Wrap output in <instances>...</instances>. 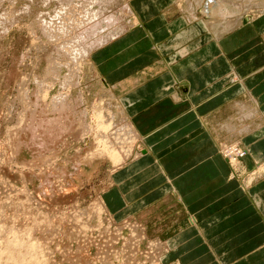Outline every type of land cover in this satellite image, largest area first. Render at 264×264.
<instances>
[{
	"label": "crops",
	"instance_id": "0c3cea01",
	"mask_svg": "<svg viewBox=\"0 0 264 264\" xmlns=\"http://www.w3.org/2000/svg\"><path fill=\"white\" fill-rule=\"evenodd\" d=\"M132 1L135 25L89 58L140 142L105 209L157 228L169 264H264V173L243 188L221 154L238 144L246 171L264 165V13L216 36L213 5L195 21L187 0Z\"/></svg>",
	"mask_w": 264,
	"mask_h": 264
},
{
	"label": "rangeland",
	"instance_id": "374dc122",
	"mask_svg": "<svg viewBox=\"0 0 264 264\" xmlns=\"http://www.w3.org/2000/svg\"><path fill=\"white\" fill-rule=\"evenodd\" d=\"M56 1L13 0L11 2L2 0L0 2V264H22L23 259H28L27 264H79L78 262L71 263L70 259L76 257L78 251L85 253L86 258L89 257L86 263L81 262V264H103L101 260H98L100 255L98 251H102L103 258L107 256L104 263L124 264L122 240L113 243L115 246L112 250L115 252L112 254L110 247L107 245L104 247L107 242L105 244L103 242L109 238L106 231L108 227L113 231L116 230L115 233L119 230L124 237L130 236L131 227L129 225L131 223L144 229L147 237L139 247L140 254L137 252L133 254V263L149 264L148 258L143 252H146L149 242L160 241L167 246L168 250L159 256L158 262L159 264H169L167 261L169 245L166 240L160 237L161 233L156 232L157 228L147 227L140 220H113L107 210L101 207L102 194L110 183L113 171L119 166L112 162L111 153L117 152L116 148L122 149L117 142V133L119 135L121 133L116 129H109L106 137L109 140L101 137L103 134L99 129L100 120L96 118L95 113H99L103 109L104 102L111 96V93L97 78L91 69L90 62L86 60L77 66L64 54L62 56V51H60L61 54L57 52L59 45L56 40L52 41L53 39L50 37L53 35L52 32L60 33L61 30L62 34L68 26V30H70L68 35L72 34L75 27L78 30L77 25L81 21V16L74 17L78 23L72 24L75 27L71 28L68 23H63L66 22L65 16L60 18L56 16V13L54 14L60 6ZM123 1L126 0L113 1L112 5H108L110 9L107 12L120 14ZM198 1L189 0V2H193V8L198 5L196 3ZM208 2L207 4H211L212 0ZM70 4L74 8L68 10L72 9L71 11L74 12L73 10L77 8L75 11H79L77 4H74L73 1ZM26 6H30L27 8L30 10H25ZM8 11L12 13L9 16L5 14ZM253 13L255 12L252 10L250 19L254 17ZM6 16L8 17L6 18ZM54 17L56 20L53 19ZM71 19L73 20V18ZM57 20L59 23L67 25L66 27L62 25L64 31L59 27L56 30L55 26H61ZM74 20L72 22L76 23L77 21ZM124 20L128 24L129 20L132 21L127 17ZM45 26L49 29L45 30ZM78 28L80 27L78 26ZM45 32H48L47 35ZM49 32L51 33L49 34ZM75 33H79V31ZM48 35L49 37H47ZM50 39L52 40L49 41ZM65 39L70 40L71 37ZM65 59L68 60V63ZM58 60L60 68L51 69L53 63ZM54 66L57 67L55 63ZM73 69H75L74 73ZM63 78H68V80L72 78L73 83L70 81L65 92L68 93V100L71 101L68 107L76 106V108H72L73 110L70 109V112L74 111L72 119L76 126L72 125L74 127L69 133L71 136L67 134L65 142L59 144V147L57 146L53 150L47 148L40 152V148L37 149L39 145L30 142L31 137L26 126L32 120L34 113L35 115L39 114L38 117L43 114L46 117H53V101L62 90L60 86ZM34 96L37 97V100ZM76 98H78V102ZM112 102H115L113 98ZM116 104L118 105V103ZM81 111L83 112L81 113ZM68 137L69 139H67ZM105 140L108 142L104 143ZM31 144L37 147H32ZM234 145L245 151V156L239 158L234 164L227 161L230 167L229 178L240 180L243 188L247 189L256 178L259 180L263 177L261 175L264 171L261 174L258 173L261 168L264 170V165L261 164L252 171H246L242 166V161L247 155V150L238 144L226 145L225 148ZM128 147L132 152L125 157L127 159L123 163L133 159L135 154L138 155L139 140L125 141L124 150ZM221 154L224 157L223 151ZM251 177L253 178L252 182L247 183ZM39 241L42 243L38 244ZM109 243L108 241V245ZM115 247L118 249L115 250ZM106 248L109 251L108 249L105 251ZM108 252L109 256L105 255ZM39 256L42 258H38Z\"/></svg>",
	"mask_w": 264,
	"mask_h": 264
},
{
	"label": "bare ground",
	"instance_id": "6f19581e",
	"mask_svg": "<svg viewBox=\"0 0 264 264\" xmlns=\"http://www.w3.org/2000/svg\"><path fill=\"white\" fill-rule=\"evenodd\" d=\"M2 0H0L1 2ZM9 1H13V0H9ZM50 1V0H47ZM73 1L74 4H77V7H79V11H75L76 9H74L72 12L71 10L74 8L70 2ZM80 1V2H77ZM115 0H57L56 2L59 3L60 6H58L59 8L56 10L57 12H54V14L56 13L57 17L62 18L63 16H65V20L66 22H63L65 24L68 23V25L71 28H74L75 26H72V24L76 25L78 23L77 19L74 20V17H76V15L81 16V21H79V25H77V29L75 28L72 30V34L68 35L70 32V30H68V26L67 25H63L61 22L59 23V21L57 20V22L59 23V25L61 24V26H55L56 30L57 27H59V29H62V25L63 26H67L65 32L64 29H62L63 33L61 34V30L60 33H56V32H52V28L50 29L51 32L53 33L52 36H50L52 39H50L49 41H53L55 42V40L57 41V45H59V49H58V53H60V51H62V56L63 54L70 59L71 62L75 63L76 65L80 64V63H84L83 61L88 60L90 58L91 53L94 50H98L99 47L107 44L108 42L110 43V41L114 40L115 38L119 37L120 35L122 36V34H124L127 30H129L131 27H133L135 25V23L137 22L136 19L134 17V13L132 12L133 10L131 9L130 6V1L131 0H126L123 1L124 3L123 5V12L121 10V13H108L107 11L110 9L108 5H112ZM135 2V0H133ZM132 1V3H133ZM186 1V0H185ZM194 1V0H193ZM209 0H199L198 5L192 9V15L194 20H199L198 18H200L198 16V11L206 4L209 3ZM33 2V1H32ZM186 2H189V0H187ZM49 3V2H48ZM193 3V2H191ZM195 3V2H194ZM50 4V3H49ZM73 4V5H74ZM188 5H190V3H187ZM9 5V4H8ZM179 5V4H178ZM187 5V7H188ZM192 5V4H191ZM208 5H213V11H210L208 8H205L206 11H202V19L204 20V18H207V20L202 21V26L206 29H209L211 31H213L215 33L216 36L222 35V34H226V33H231L233 31H235L236 29H238V27H240L241 25H243L244 22L251 21V17H250V13L253 10L255 13V15H261L262 13H264V0H212L211 4ZM30 7V6H26L25 10ZM185 7V6H184ZM191 7V6H190ZM193 7V6H192ZM69 8H72L71 10H68ZM217 8V9H216ZM184 9V8H181ZM186 9V8H185ZM30 10V9H27ZM12 11V10H10ZM22 11V10H21ZM209 12V13H206ZM14 13V12H13ZM123 13V14H122ZM6 15H10L12 14L11 12H7L5 13ZM41 14V13H40ZM47 14V13H46ZM53 14V15H54ZM4 15V14H3ZM39 15V14H37ZM201 15V14H200ZM208 15V16H206ZM253 15V16H255ZM6 16V18L8 17ZM55 16V17H56ZM62 16V17H61ZM252 16V17H253ZM55 17L53 18L54 20ZM129 18L132 19V21L129 20V24L125 22L124 19ZM259 17V16H258ZM5 18V17H4ZM3 18V19H4ZM58 18V19H60ZM63 18V19H64ZM76 22L73 23L72 19ZM80 18V17H79ZM209 18V19H208ZM16 19V18H15ZM71 19V20H69ZM1 20V19H0ZM43 20V19H42ZM62 20V19H60ZM64 20V21H65ZM51 21V20H50ZM63 21V20H62ZM72 23H70V22ZM1 22V21H0ZM5 22V21H4ZM53 22V21H52ZM3 23V21H2ZM46 23V22H45ZM48 23V22H47ZM46 23V24H47ZM50 24V23H49ZM48 24V26H49ZM11 25V24H10ZM78 26L80 28H78ZM53 27V26H51ZM34 28V27H33ZM45 30L49 29L46 28V26L44 27ZM64 28V27H63ZM10 30V29H9ZM79 31V33H75ZM4 32V31H3ZM32 32V31H31ZM49 32V34L51 33ZM43 33V32H42ZM46 33V32H45ZM48 33V32H47ZM47 33L45 35H47ZM56 34V35H54ZM68 35V36H67ZM49 37V35L47 36ZM46 37V38H47ZM71 37L70 40H66L65 38ZM36 38V37H35ZM48 39V38H47ZM38 40V39H37ZM40 40V39H39ZM66 40V41H64ZM49 48V47H48ZM57 53V54H58ZM58 54V55H59ZM64 56V57H65ZM63 58V57H62ZM66 60V59H65ZM69 61V62H70ZM87 61V62H88ZM66 62L68 63V60H66ZM57 65V67L54 66ZM53 63V67H51V69H56V68H60V64H59V60L55 61ZM72 63V64H73ZM64 64V63H63ZM71 65V64H69ZM74 65V64H73ZM75 65V66H76ZM77 65V66H78ZM76 66V67H77ZM91 66V65H90ZM66 67V66H65ZM74 67V66H73ZM72 67V68H73ZM67 68V67H66ZM69 68V66H68ZM79 68V67H78ZM77 69V68H76ZM81 69V68H80ZM91 69L93 70V68L91 67ZM58 70V69H57ZM73 69V73H74ZM79 73V72H77ZM85 73V72H84ZM74 76V75H73ZM57 78V77H56ZM76 78V77H75ZM72 80V78L68 80V78H63L62 83H61V89L59 92V95H57L54 98L53 101V110L52 112H54L53 117H46L45 114H43V116L38 117V115H35V113L32 116V120L30 122H28L27 126H26V130L28 131V133H30V142L34 143V144H38L39 147H37L36 145L33 146L34 144H31L32 147H37V149L39 150L40 148V152L43 150H46L47 148H52L55 149L59 144L65 142L64 140L66 139L65 136L68 134L70 135V130H72L71 128L72 125L74 124L76 126L75 121H73V113L70 112V109L73 110L74 107L76 108V106H72V108H69L68 105L69 103H71L70 100H68V93L65 92L67 91V86L70 83V81ZM78 80V79H77ZM38 81V80H37ZM75 82V81H74ZM40 83V82H39ZM71 83H73L71 81ZM52 84V83H51ZM78 84V83H77ZM52 86V85H51ZM74 86V85H73ZM78 86V85H77ZM75 87V86H74ZM40 88V87H39ZM48 89V88H47ZM46 90V89H45ZM106 91V90H105ZM46 92V91H45ZM35 93V92H34ZM41 93V92H40ZM81 94V93H80ZM35 95V94H34ZM38 95V94H36ZM108 95V94H107ZM111 95V94H110ZM35 97V96H34ZM83 97V96H82ZM113 97V96H112ZM20 98V97H19ZM37 100V97H35ZM84 98V97H83ZM81 98V99H83ZM78 98H76L77 100ZM43 100V99H42ZM45 100V98H44ZM84 100V99H83ZM118 100V99H117ZM29 101V99H28ZM70 101V102H69ZM79 100H77L78 102ZM104 101V100H103ZM116 101V100H115ZM27 102V101H26ZM81 102V101H80ZM85 102V101H84ZM105 103V104H104ZM104 106L102 107L103 111L101 110L99 113H95L96 114V118H98L100 120L99 126H100V132L103 134L101 137H105V139L109 140V138L107 137V133L109 132V129L113 130L116 129L118 130L121 134L119 135L117 133V142L118 145H120V147L122 149H115L117 152L114 151V153L112 152L111 148V154H112V162L114 164H119V166H117L115 169H118L119 167L123 166L125 163H123L127 158H125L126 156H128L130 154V147H128L127 149L124 150V144L125 141H128L129 139L132 140H138V137L136 136V134L134 133V131L132 130L129 122L124 118V116H122L120 109H119V105H117L115 102H112V98L111 96H109L105 102H104ZM120 103V102H119ZM40 104V103H39ZM80 104V103H77ZM76 105V104H75ZM96 105V104H94ZM102 105V104H101ZM35 106V105H34ZM47 106V105H46ZM43 107V106H42ZM78 107V105H77ZM35 108V107H34ZM50 108V107H49ZM86 108V107H85ZM93 108V107H92ZM123 109V107H122ZM106 110V111H105ZM46 111V110H45ZM87 111V110H86ZM124 111V110H123ZM33 112H35L33 110ZM42 112V111H41ZM78 112V111H77ZM83 111H81L82 113ZM47 114V113H46ZM85 115H87L85 113ZM40 116V115H39ZM82 117V116H81ZM76 118V117H75ZM91 118V117H90ZM97 119V120H98ZM128 119V118H127ZM88 121V120H87ZM93 121V120H92ZM91 123V122H89ZM89 125V124H86ZM119 125V127H118ZM82 127V126H81ZM86 127V126H85ZM89 128V127H88ZM91 129V127H90ZM21 130V129H20ZM117 132V131H116ZM72 133V132H71ZM88 133V132H86ZM111 133V132H110ZM100 134V133H99ZM115 134V133H114ZM71 136V135H70ZM77 136V135H75ZM74 136V137H75ZM112 137V136H111ZM101 138V139H102ZM141 138V137H140ZM69 139V137L67 138ZM113 139V138H112ZM116 139V138H115ZM104 140V139H102ZM104 141V143H106V141ZM94 141V140H93ZM100 143V140H98ZM113 141V140H112ZM108 142V141H107ZM135 143V142H134ZM133 143V144H134ZM98 144V143H97ZM129 144V143H128ZM103 145V144H102ZM108 146V145H106ZM111 146V145H110ZM59 147V146H58ZM34 149V148H33ZM59 149V148H58ZM101 149V148H100ZM36 150V149H35ZM37 150V151H38ZM103 150V149H102ZM108 150V149H107ZM109 150V151H110ZM35 151V152H37ZM140 153V151H139ZM137 153V154H139ZM41 155V154H40ZM104 155V154H103ZM110 156V155H109ZM137 156L136 154L134 155V157ZM130 157V156H129ZM133 157V158H134ZM138 157V156H137ZM125 158V159H124ZM78 159V158H77ZM132 159V158H131ZM82 160V159H81ZM129 161V160H128ZM127 161V162H128ZM234 164V163H233ZM236 166V165H235ZM263 168L260 169V173L263 172ZM80 172V171H79ZM70 176V174H69ZM261 177V176H260ZM47 179V178H46ZM45 179V180H46ZM252 177L250 179H248L247 183H251L252 182ZM50 183V182H49ZM46 184V183H45ZM58 184V183H57ZM49 186V185H48ZM42 195V194H41ZM44 195V194H43ZM98 204V203H97ZM101 204V203H100ZM40 207V206H39ZM98 207V206H97ZM101 207L103 209H105V206L103 205V203L101 204ZM100 207V208H101ZM78 211V210H77ZM106 210H104L105 212ZM21 213V212H20ZM106 213V212H105ZM89 214V213H87ZM74 216V215H73ZM109 216V215H108ZM83 218V217H82ZM88 218V217H87ZM86 220V219H85ZM2 226V225H1ZM128 226V225H127ZM131 227V231H130V236L128 237H124L123 235H121L120 231L118 230V232H114L116 230H112L111 228L108 227V229L106 230L108 232V241L110 242L108 245V241L104 240L105 242H103L104 244L107 242V244H105L104 247H110V251L111 254L112 252L114 253L115 251H113V243L118 240H122V248L124 250V254H122V256L124 255V259L123 262L124 264H135L133 263L132 257L134 253H139L138 251L140 250V246L142 245L143 242H145L146 234L144 229H142L141 227L139 228L138 226H136V224H130L129 225ZM142 226V225H141ZM11 228V227H10ZM15 228V227H14ZM121 228V227H120ZM92 229V228H91ZM87 230V229H86ZM93 230V229H92ZM52 231V230H51ZM63 231V230H62ZM8 234V233H7ZM68 235V234H67ZM80 235V234H79ZM13 236V235H12ZM76 237V236H74ZM19 238V237H18ZM35 240L37 238H34ZM77 239V238H76ZM79 239V236H78ZM10 240V239H9ZM45 240V239H44ZM93 240V239H92ZM15 241V239H14ZM38 241V240H37ZM36 241V242H37ZM68 241V240H67ZM17 242V241H15ZM24 242V240H23ZM35 242V243H36ZM95 242V241H94ZM149 242V241H148ZM1 243V242H0ZM34 243V242H33ZM42 243V242H38ZM80 243V242H78ZM23 244V243H22ZM28 244V243H27ZM82 244V243H81ZM98 244V243H97ZM101 244V243H100ZM79 245V244H78ZM107 245V246H106ZM15 246V245H13ZM17 246H19L17 244ZM99 246V244H98ZM97 246V247H98ZM35 247V246H33ZM82 248V246H80ZM1 248V246H0ZM25 248V247H24ZM30 248V247H29ZM6 249V248H5ZM21 249V248H20ZM35 249V248H34ZM58 249V248H57ZM99 249V247L97 248ZM105 249V248H104ZM108 248H106L105 251H107ZM108 249V251H109ZM118 248L115 247V250H117ZM11 250V249H10ZM26 250V249H25ZM79 250V248H78ZM165 250H168L167 246L163 243H161L160 241L157 242H149L147 244V248H146V252H143L149 261V264H159V256L164 253ZM20 251V250H18ZM32 251V250H31ZM37 251H39L37 249ZM98 251V250H97ZM104 251V252H105ZM1 252V251H0ZM4 252V251H3ZM6 252V251H5ZM11 252V251H10ZM28 252V251H27ZM62 252V251H61ZM69 252V251H68ZM73 252V250H72ZM101 255V252L98 251ZM33 253V252H32ZM30 253V255L32 254ZM65 253V252H64ZM106 253V252H105ZM36 254V253H35ZM38 254H42V253H38ZM68 254V253H66ZM104 254V253H102ZM109 252L108 255L109 256ZM116 254V253H115ZM140 254V253H139ZM4 255V254H3ZM14 255V254H13ZM33 255V254H32ZM37 255V254H36ZM65 255V254H64ZM75 255V254H74ZM98 255V254H97ZM98 257V260H101L103 264H107V262L104 263V259L107 258V256L103 258L101 255ZM44 256V255H43ZM111 256V255H110ZM2 257V256H1ZM18 257V256H16ZM15 257V258H16ZM26 257V256H25ZM28 257V256H27ZM26 257V258H27ZM31 258V257H30ZM38 258H42V256H39ZM89 258V257H88ZM85 257V253L78 251V254H76V257H71V263L74 262H78L79 264H81V262H87V259ZM13 259V258H12ZM19 260V258H17ZM20 259H22L20 257ZM34 259V258H32ZM7 260V259H6ZM37 260V259H36ZM43 260V259H42ZM53 260V259H52ZM28 259H23L22 260V264H27ZM93 261V260H92ZM16 262V261H15ZM18 262V261H17ZM16 262V263H17ZM42 262V261H41ZM95 262V261H94ZM30 263V261H29ZM48 263V262H47ZM34 264V263H33ZM40 264V263H39ZM148 264V263H147Z\"/></svg>",
	"mask_w": 264,
	"mask_h": 264
},
{
	"label": "built area",
	"instance_id": "2783aa9c",
	"mask_svg": "<svg viewBox=\"0 0 264 264\" xmlns=\"http://www.w3.org/2000/svg\"><path fill=\"white\" fill-rule=\"evenodd\" d=\"M224 157L231 163H236L239 158L245 156V151L241 150L237 145L223 149ZM253 180V179H252Z\"/></svg>",
	"mask_w": 264,
	"mask_h": 264
}]
</instances>
